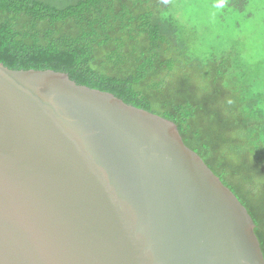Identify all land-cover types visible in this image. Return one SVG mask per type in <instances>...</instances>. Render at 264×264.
I'll return each mask as SVG.
<instances>
[{"label":"water","instance_id":"water-1","mask_svg":"<svg viewBox=\"0 0 264 264\" xmlns=\"http://www.w3.org/2000/svg\"><path fill=\"white\" fill-rule=\"evenodd\" d=\"M255 228L173 121L0 63V264H264Z\"/></svg>","mask_w":264,"mask_h":264},{"label":"trees","instance_id":"trees-1","mask_svg":"<svg viewBox=\"0 0 264 264\" xmlns=\"http://www.w3.org/2000/svg\"><path fill=\"white\" fill-rule=\"evenodd\" d=\"M171 4L0 0V63L66 73L173 121L246 207L264 253V94L254 85L260 77L237 46L194 57Z\"/></svg>","mask_w":264,"mask_h":264},{"label":"rangeland","instance_id":"rangeland-1","mask_svg":"<svg viewBox=\"0 0 264 264\" xmlns=\"http://www.w3.org/2000/svg\"><path fill=\"white\" fill-rule=\"evenodd\" d=\"M172 0V13L193 42L191 54L205 60L237 46L260 77L255 88L264 94V0ZM237 4V6H235Z\"/></svg>","mask_w":264,"mask_h":264}]
</instances>
